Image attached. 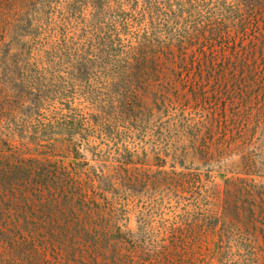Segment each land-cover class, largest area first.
<instances>
[{
	"label": "trees",
	"instance_id": "trees-1",
	"mask_svg": "<svg viewBox=\"0 0 264 264\" xmlns=\"http://www.w3.org/2000/svg\"><path fill=\"white\" fill-rule=\"evenodd\" d=\"M257 17L263 29L241 46ZM184 71L192 99L175 92ZM0 73L5 207L37 202L48 215L92 219L144 199L141 216L174 209L171 233L207 243L209 258L233 241L264 260V0H0ZM207 101L215 107L202 116ZM225 101L230 122L220 121ZM87 124L109 139L91 162L78 150ZM144 138L156 172L127 149ZM72 152L61 166L56 153Z\"/></svg>",
	"mask_w": 264,
	"mask_h": 264
},
{
	"label": "rangeland",
	"instance_id": "rangeland-1",
	"mask_svg": "<svg viewBox=\"0 0 264 264\" xmlns=\"http://www.w3.org/2000/svg\"><path fill=\"white\" fill-rule=\"evenodd\" d=\"M260 28L263 29V22L260 17H257L254 19L252 29H249L240 39L241 46L251 45L252 38ZM5 40L9 41V38L5 37ZM4 78L5 76L0 73V79ZM179 78L182 82L176 87L175 92L184 88L189 94L192 90L193 74L184 71ZM261 95L259 93V100L262 99ZM187 98L192 99L190 94ZM151 102L149 95L147 104L150 105ZM211 104L213 102L205 103L204 107L207 110L200 111L202 116H207L210 108L215 107ZM218 107L220 121L230 122L235 107L228 101L220 103ZM85 128L90 137L88 140H83L82 145L79 146L80 158L91 162L95 151L102 150L108 154L104 144H107L109 139L93 133L88 124ZM79 139L78 135L72 137L74 142H78ZM259 142L257 134L254 143L258 145ZM125 143L127 149L137 150L141 156L145 152L146 164L150 171L158 170L155 166L154 147L148 138L142 141L128 140ZM109 145L114 152L113 143ZM74 154V152L56 153V158L61 166L69 165ZM65 157L67 159L62 162ZM172 165L169 158L166 159L163 170H171ZM199 165L200 163L195 160L191 166ZM174 166L178 171L181 170L178 163ZM143 201L145 200L143 199L141 203ZM5 202H7L6 199L3 201L0 199V264H264V260L254 257L251 253L252 249L247 247V252H243V248L236 246L233 241L228 243L229 246L226 244L222 246L220 256L216 259L209 258L211 247L207 243H182L169 230L175 223L174 209L171 208L158 213H148L144 210L141 216L137 211L141 203L135 200L129 203V209H131L129 214L121 212L116 216H93L91 219L82 214L48 215L39 208L37 202L28 204L26 207L17 206L16 209L5 207L7 205ZM139 220L147 222L144 228L146 227L151 234L149 245L144 244L141 239L142 226ZM99 222L105 225L107 231L95 230L93 224H99ZM94 235L99 238L96 244L90 239ZM85 238L87 240H84ZM117 238L124 239V243L115 244ZM261 243L263 244V241Z\"/></svg>",
	"mask_w": 264,
	"mask_h": 264
}]
</instances>
